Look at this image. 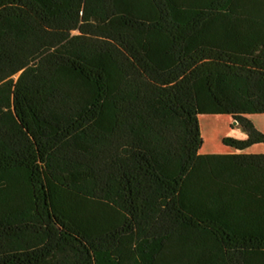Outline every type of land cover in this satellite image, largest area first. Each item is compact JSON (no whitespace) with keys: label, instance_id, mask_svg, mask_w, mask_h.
Instances as JSON below:
<instances>
[{"label":"trees","instance_id":"obj_1","mask_svg":"<svg viewBox=\"0 0 264 264\" xmlns=\"http://www.w3.org/2000/svg\"><path fill=\"white\" fill-rule=\"evenodd\" d=\"M256 114L264 0H0V264H264Z\"/></svg>","mask_w":264,"mask_h":264},{"label":"rangeland","instance_id":"obj_2","mask_svg":"<svg viewBox=\"0 0 264 264\" xmlns=\"http://www.w3.org/2000/svg\"><path fill=\"white\" fill-rule=\"evenodd\" d=\"M248 120L254 128L264 135V114L249 115ZM201 135L199 154H225L232 150L221 141L223 138L245 139V133L229 115H202L198 117ZM246 153H264V144L251 146Z\"/></svg>","mask_w":264,"mask_h":264},{"label":"water","instance_id":"obj_3","mask_svg":"<svg viewBox=\"0 0 264 264\" xmlns=\"http://www.w3.org/2000/svg\"><path fill=\"white\" fill-rule=\"evenodd\" d=\"M235 122V121H234ZM236 123V122H235ZM237 124V123H236Z\"/></svg>","mask_w":264,"mask_h":264}]
</instances>
